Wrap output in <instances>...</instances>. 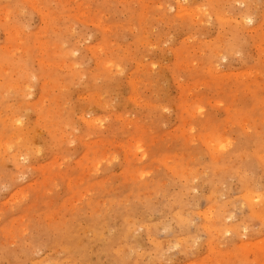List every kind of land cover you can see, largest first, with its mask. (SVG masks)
Segmentation results:
<instances>
[{"label": "rangeland", "instance_id": "obj_1", "mask_svg": "<svg viewBox=\"0 0 264 264\" xmlns=\"http://www.w3.org/2000/svg\"><path fill=\"white\" fill-rule=\"evenodd\" d=\"M0 264H264V0H0Z\"/></svg>", "mask_w": 264, "mask_h": 264}, {"label": "bare ground", "instance_id": "obj_2", "mask_svg": "<svg viewBox=\"0 0 264 264\" xmlns=\"http://www.w3.org/2000/svg\"><path fill=\"white\" fill-rule=\"evenodd\" d=\"M180 8H181V6H180ZM181 10V9H180ZM182 10H183V8H182ZM222 39V38H221ZM222 50V49H221ZM247 76V75H246ZM208 141V140H207ZM220 145V144H219ZM138 146V145H137ZM224 147V146H223ZM217 150V149H216ZM144 158V157H143ZM236 169V168H235ZM247 199V198H246ZM254 199H256V198H254ZM197 219V218H196ZM139 245V244H138ZM130 254V253H129Z\"/></svg>", "mask_w": 264, "mask_h": 264}]
</instances>
